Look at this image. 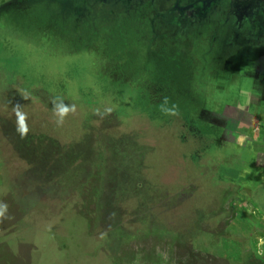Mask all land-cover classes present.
Wrapping results in <instances>:
<instances>
[{
	"label": "rangeland",
	"instance_id": "obj_1",
	"mask_svg": "<svg viewBox=\"0 0 264 264\" xmlns=\"http://www.w3.org/2000/svg\"><path fill=\"white\" fill-rule=\"evenodd\" d=\"M49 1L32 13L38 1L0 7L15 12L0 21V264H251L264 214L240 204L239 181L250 179L227 165L247 152L228 157L233 146L193 131L206 126L201 108L214 110L203 116L214 126L239 113L221 101L251 100L217 72L237 74L227 52L247 62L264 49V16L249 10L238 24L221 0L205 10L181 0L182 11L174 0H77L65 25ZM104 5L110 19L97 30L109 24L108 45L85 23L103 19ZM131 9L140 15L122 16ZM250 106L226 127L249 128Z\"/></svg>",
	"mask_w": 264,
	"mask_h": 264
},
{
	"label": "flooded vegetation",
	"instance_id": "obj_2",
	"mask_svg": "<svg viewBox=\"0 0 264 264\" xmlns=\"http://www.w3.org/2000/svg\"><path fill=\"white\" fill-rule=\"evenodd\" d=\"M15 2H13L10 5H2V6H8V8L10 7H14L17 9H24L23 7H27L30 6V4H26V1H38V4H36L35 6H31L30 8H26V10L30 11V13L33 12V7H41L44 8L41 3V1H45V0H14ZM216 0H208V1H203L201 0V4L203 6H201L203 8V10H205L207 7L208 9H211L210 6H212L215 3ZM222 1V6H223V10L227 11V15L233 14L237 20H238V24L241 23V21L247 16V13L249 10L255 11L256 13L264 16V0H221ZM221 1H219L221 3ZM51 2L50 5H48L49 8L56 10V11H63V7L64 5H62V2L59 0H51L49 1ZM181 0H176V4L178 7V11H182V7L179 6ZM209 2L208 6L205 5V3ZM47 3V0H46ZM232 3V5H231ZM13 4H15L13 6ZM1 6V7H2ZM21 6V7H20ZM5 7V10H1L0 11V17L4 18L6 17V15L8 14L10 17H12L14 14L11 10H8ZM181 8V9H180ZM195 10L194 4L190 3L189 5H186V7L184 8L185 11H189V9ZM31 9V10H30ZM199 10V9H196ZM233 10V11H232ZM199 12V11H198ZM4 13V16L2 15ZM187 14V13H186ZM239 17V18H238ZM0 18V19H1ZM8 19V17L6 18V20ZM9 25H7L8 27ZM234 26L232 25L230 32H232L234 30ZM227 36H225V39L231 38L233 36H229V34H226ZM229 41L227 42H223V45L228 44ZM242 43V42H241ZM250 44L253 43V41L249 42ZM239 45L236 47L238 48ZM244 47H245V43H244ZM256 47V46H255ZM251 48V54L248 55L246 54V56H251V68H248V64L249 61L245 62L243 61L236 51H232V52H227L225 54V58L227 59L226 62H224L225 65L227 66H233L234 63L236 62L235 66V72H237V74H235L234 72L228 71L226 67L220 68V72H217V77L221 78V80L223 81L224 79L226 81L229 82H233L235 84H237V86L239 87H247L251 89V100L248 101V103H246V107H249L250 105V113H249V117H251V126H254L255 123H258V127L262 128L263 124L261 123L264 118L262 117V113L264 112V76L262 75L264 72V49H260V47H258V49L253 50V48ZM230 48H232L230 46ZM236 48H233L236 50ZM239 49V48H238ZM237 49V50H238ZM241 50V49H239ZM245 56V57H246ZM245 59V58H244ZM239 62H241L240 64H238ZM224 69V70H223ZM223 70V71H222ZM219 75V76H218ZM235 81V82H234ZM248 99V98H247ZM220 103H222L223 105H225V107H229L231 106L228 102L224 103V101H221ZM232 107V106H231ZM236 109V108H235ZM234 109V110H235ZM202 111H199L200 114H202L201 116H198L197 120L199 122L205 123V127L201 130V131H193V133L195 134V136L197 137V142L202 141V137L201 136H205V138H209L213 140V143H215V146L219 147L220 151H223L225 148H229L231 146L234 147V143L231 142L230 140V136H233V131L236 129V127L234 129L232 128H227L226 124L227 122H229L230 120H237L238 118L235 117L236 115H240L242 113H238V114H234L233 111H230V109H227V111L225 110L223 112V114L221 116H218L216 114H213L215 116H218L216 119V121L214 122V126L211 124H207L205 118H203L204 115H206L207 113L210 114L212 113L211 111L207 110L206 108H201ZM228 113V114H225ZM248 114V113H245ZM264 122V121H263ZM207 126H210L209 128L212 129L211 131H207L205 130V128H207ZM230 127V126H229ZM264 130V129H262ZM261 130V131H262ZM217 131V132H216ZM210 132L211 135H208L206 137V134H208ZM216 132V133H213ZM249 144V143H248ZM248 144L247 147H245L246 149H248ZM250 145V144H249ZM235 152V149L227 151V156L230 157V155H233ZM248 152H250L247 155V159H243V158H236V161H234V164H237L238 162H248V167H251L253 169V172H255V175H258V171L259 168L258 166H262L261 164H256L257 162V157L256 154L254 153V151L252 150V146H251V151L248 150ZM251 157V158H250ZM260 158V157H259ZM222 159H224L222 157ZM220 161L222 163L223 160L220 159ZM230 161V160H229ZM228 161L225 164L231 166V162ZM255 165V166H254ZM250 179V184L248 185L246 183V181H239V186L243 185L245 187V189L248 191V193L246 194V197L244 198L243 202H241L240 204L244 203L247 201L248 203H250L251 206H254L255 208L258 209H264V203L262 204V201H264V182H257L254 183V180ZM249 186V187H247ZM251 187L253 188L251 190ZM251 192H252V196H251ZM248 195V196H247ZM259 203V204H258ZM247 208V206H246ZM242 210V209H241ZM245 211V210H243ZM242 212V211H241ZM245 212H242V214Z\"/></svg>",
	"mask_w": 264,
	"mask_h": 264
},
{
	"label": "crops",
	"instance_id": "obj_3",
	"mask_svg": "<svg viewBox=\"0 0 264 264\" xmlns=\"http://www.w3.org/2000/svg\"><path fill=\"white\" fill-rule=\"evenodd\" d=\"M59 1H61L62 4L64 5L63 9L65 11H64V13H60L61 11L60 12L59 11L56 12L57 19L60 20L62 24L66 25L70 21L71 16L73 14V11L75 10V4H76L77 0H59ZM164 1L170 2L169 0H164ZM91 2H93L94 4L97 3L98 5H100V4H104L105 0H97V1L88 0V5ZM154 2H155V0H151L150 3H145V6H149L151 4H154V5L158 6V3L157 2L154 3ZM175 3H176V0H174V4ZM104 11H105V13H104L103 19H100V20L99 19H95V17H94L95 13L93 12L90 16L88 15V18L85 21V23H88V26L90 27L89 31H91V33H90L91 36H94L95 38H98L97 40L105 38V44L108 45L110 37L107 36L105 32H107V26L109 24L101 25V29L103 31L102 30H97V28L99 27V24H101V22H105V21L110 19L109 12H107V6H105ZM66 12H67V14H66ZM89 13H91V9L89 10ZM140 13L141 12H139V10L131 9V10H128L126 13H123L122 16L124 17V15L129 14L132 17H138L140 15ZM126 18H127V16H126ZM116 20L117 19L113 20L110 24H113ZM77 23H78V20H77L76 24ZM102 36H104V37H102ZM104 50L106 51V49H104ZM106 53H107V55L105 57V61L107 59H109L110 57H112V56L108 55V50L106 51ZM96 59H98V58H96ZM117 62L120 63L118 60H117ZM243 90H245L243 92V94L251 92V89L247 88V87H245V88L242 87L241 91H243ZM248 101H249V99L242 98L241 100H233V101L228 102V103L232 107L234 106V109L236 108L235 111H238V112L241 113L240 108L241 107H246V103H248ZM224 103H226V102H224ZM218 104H216L215 107H217ZM204 108H206V107H204ZM207 110H209L211 112L214 111L212 109H207ZM247 115H249V114H247ZM262 115H263L262 117L264 118V112L262 113ZM263 121L261 122L263 124L262 128L258 127V125H259L258 123H255L254 126H251V122H250V127L249 128H248V125H245L242 128L243 124H241V126L239 128L238 125L240 124V122H238L237 125H236V129L232 132L233 136H230L231 142L234 143V149H235V152H234L235 154H233L234 156H238L237 152L238 151H242V150L246 151L247 155H248L250 153V152H248V150L251 151V146H252V150L254 151L256 156L260 157V158L257 157V162L255 163V165L256 164H261L262 165V166H258V168H259V171L257 173L258 175H255V172H253V169L251 167H248V164H246V162H244V161L238 162L235 165H231V166H236L239 169L240 179H246V177H248V178H251V180H254V183L264 182V130H262V129H264V122ZM259 126H261V125H259ZM237 129H239L238 132H240V134L236 133ZM247 144H248V147H249L248 149L245 148V147H247ZM252 189L253 188L251 187V190ZM252 195L253 194L251 192V196ZM257 210L259 211L260 215L263 216L264 209L261 210V209L255 208V207L252 208V206H251V213L252 214H254L253 212L257 211ZM241 211L242 212H246V210L245 211L241 210ZM246 213H248V212H246ZM261 218H263V217H261ZM253 220L257 221V219H255L254 217H253ZM253 229H254L253 228V224L251 223V230L253 231ZM253 243H254V239L251 240V248H252L251 249V260H252V252H253V250L256 251V249H254ZM256 253H257V251H256Z\"/></svg>",
	"mask_w": 264,
	"mask_h": 264
},
{
	"label": "trees",
	"instance_id": "obj_4",
	"mask_svg": "<svg viewBox=\"0 0 264 264\" xmlns=\"http://www.w3.org/2000/svg\"><path fill=\"white\" fill-rule=\"evenodd\" d=\"M231 5H232V3H231ZM16 153H19V154L24 155L27 158L28 161L31 158V156L29 158V155L26 154L23 151V149H21V148H19L18 150L16 149ZM58 167H60V166H58ZM55 171H56V166H52L49 169H45V170H43V171L40 172L39 178H44L43 173H44V175L50 176L51 174L55 173ZM65 176H66V174H65ZM260 259H263L264 260V245L262 247L261 254H258V253H256L255 250H253L251 264H264V261H261Z\"/></svg>",
	"mask_w": 264,
	"mask_h": 264
},
{
	"label": "clouds",
	"instance_id": "obj_5",
	"mask_svg": "<svg viewBox=\"0 0 264 264\" xmlns=\"http://www.w3.org/2000/svg\"><path fill=\"white\" fill-rule=\"evenodd\" d=\"M68 111H69V109L67 107L59 106L57 109V115L62 119L63 116L66 115ZM26 130L27 129H25V131Z\"/></svg>",
	"mask_w": 264,
	"mask_h": 264
},
{
	"label": "water",
	"instance_id": "obj_6",
	"mask_svg": "<svg viewBox=\"0 0 264 264\" xmlns=\"http://www.w3.org/2000/svg\"><path fill=\"white\" fill-rule=\"evenodd\" d=\"M7 2H9L10 4H12L13 2H14V0H0V7L2 6V5H6V3ZM9 4V5H10ZM181 9V8H180ZM3 16H4V13L2 14ZM6 17H9V15L7 14V16ZM6 17H4V19L6 18ZM1 18V17H0ZM3 18H1L0 19V21L2 20ZM264 203V201H262V204ZM259 204V203H258Z\"/></svg>",
	"mask_w": 264,
	"mask_h": 264
}]
</instances>
